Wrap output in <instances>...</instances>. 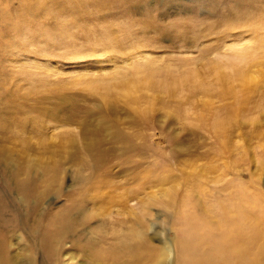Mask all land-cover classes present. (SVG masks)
Returning <instances> with one entry per match:
<instances>
[{
	"label": "rangeland",
	"instance_id": "374dc122",
	"mask_svg": "<svg viewBox=\"0 0 264 264\" xmlns=\"http://www.w3.org/2000/svg\"><path fill=\"white\" fill-rule=\"evenodd\" d=\"M233 1L173 0L154 17L163 29L131 27L114 48L27 30L21 0H0V155L13 164L0 159V228L14 227L18 264L66 209L110 243L144 223L150 245L179 264L183 200L199 215L241 189L264 198V12L252 3L245 15ZM82 132L88 146H67ZM72 240L59 264H90Z\"/></svg>",
	"mask_w": 264,
	"mask_h": 264
},
{
	"label": "bare ground",
	"instance_id": "6f19581e",
	"mask_svg": "<svg viewBox=\"0 0 264 264\" xmlns=\"http://www.w3.org/2000/svg\"><path fill=\"white\" fill-rule=\"evenodd\" d=\"M172 1L21 0L26 6L22 21L25 29L41 32L45 37H57L59 40L69 38L72 46H76L78 41L83 40L102 47L120 48L121 37L123 38L127 31L130 32L131 27L145 25L148 21L153 23V27L150 24L151 30L158 31L156 27L163 25L155 24L157 20L154 21V17L159 14L167 16L165 14L168 11L167 5ZM206 1L208 0H198L199 4ZM219 3L220 0H210L209 4L216 7ZM252 3L254 4L252 7H258L264 12V0H234L232 2L234 7L238 5L240 12L248 16L249 8L246 5ZM138 16L141 18H137ZM184 25V23L180 24L179 28H183ZM146 27H139L142 29H138L137 32L148 33L149 27L148 25ZM58 30L60 33L57 36ZM39 101L42 106L48 100L42 97ZM54 110L56 114L58 110L61 111L58 106H55ZM29 112L34 114L35 111L30 109ZM55 113L50 115L54 117ZM223 125H225L224 122L218 127ZM81 136L79 140L69 139L67 146L75 144L88 146L90 144L88 134L85 135L82 132ZM128 141L132 140L128 139ZM107 142L117 143L115 140ZM0 159L6 162L3 167L10 168L13 165L1 155ZM4 170V173L8 175V169ZM47 175L46 180H48ZM49 178L51 180L47 181L49 184L47 183L43 191L34 192V202L41 203L51 192L49 190L52 184L57 186L59 183L57 174ZM15 185H18L19 192L26 189L23 186L24 183L19 181ZM180 205L183 207L180 217L185 239L177 242V246L180 247L179 264H264V198L260 193L251 195L246 189L235 191L227 198L217 199L211 205L198 206L199 215L190 208L187 199ZM37 206L30 211V216L31 213L34 215L29 216L33 218L31 223L33 228L30 233L38 230L41 223L38 213H35L39 204ZM65 211L67 209L59 214L50 215L46 225L38 234L39 249L34 248V254H40L39 264H59L61 243L70 236L74 238L70 244L72 249L79 253L81 259H86L90 264H173L168 261L169 250H159L160 248L157 250L150 245L147 232L143 230L146 228L144 223L141 225L134 223L131 233L126 234L128 236L122 235L120 239L110 243L85 231L88 223L86 219H81V216L78 219ZM19 228L21 229L20 225ZM14 235L13 226L0 228V264H18L13 253L14 244L11 243ZM24 250L27 253L24 259L26 264H35L37 259L32 254L33 249L25 248Z\"/></svg>",
	"mask_w": 264,
	"mask_h": 264
}]
</instances>
